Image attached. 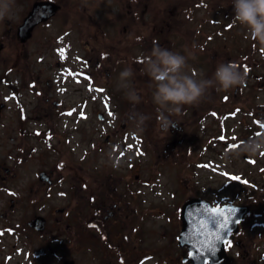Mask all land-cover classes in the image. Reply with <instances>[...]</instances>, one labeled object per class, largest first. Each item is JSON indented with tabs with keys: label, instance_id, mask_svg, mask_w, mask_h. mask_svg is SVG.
<instances>
[{
	"label": "flooded vegetation",
	"instance_id": "flooded-vegetation-1",
	"mask_svg": "<svg viewBox=\"0 0 264 264\" xmlns=\"http://www.w3.org/2000/svg\"><path fill=\"white\" fill-rule=\"evenodd\" d=\"M37 1L7 19L16 51L2 53L0 42V264H264V165L258 179L254 170L264 153L240 151L264 137V48L232 23L231 0H104L105 9L50 0L56 12L22 41L18 28ZM34 41L23 60L17 47ZM154 42L181 54L195 44L192 68L211 77L217 63L232 62L246 82L185 106L172 117L178 127L161 136L149 78L140 75ZM126 67L141 96L135 109L152 117L142 133L126 120L133 105L113 89ZM115 96L120 109L111 106ZM90 114L99 122L80 121ZM33 160L30 189L16 187ZM160 189L184 193L175 199ZM213 208L229 215L227 231L213 226L221 219Z\"/></svg>",
	"mask_w": 264,
	"mask_h": 264
},
{
	"label": "clouds",
	"instance_id": "clouds-1",
	"mask_svg": "<svg viewBox=\"0 0 264 264\" xmlns=\"http://www.w3.org/2000/svg\"><path fill=\"white\" fill-rule=\"evenodd\" d=\"M14 4L15 0H0V22L15 18ZM231 5L232 23L245 29L248 36L264 48V0H231ZM196 48L195 44L192 45V50L185 46V54H181L154 42L150 54L140 61V75L149 78L151 103L156 112L155 131L161 136L178 127L179 121L172 117L180 115L185 106L199 105L206 101L213 90L228 92L246 82L247 72H241L232 62L217 63L211 77L192 68L188 61L196 59ZM133 76L131 67L120 71L116 90L123 91L124 98L133 105V109L126 114L130 127L137 133H142L152 117L135 109V105L141 103V96L132 87ZM240 151L250 156L264 153V137L242 142ZM109 158L112 160V167L120 166V161L115 159L113 153H109Z\"/></svg>",
	"mask_w": 264,
	"mask_h": 264
},
{
	"label": "rangeland",
	"instance_id": "rangeland-1",
	"mask_svg": "<svg viewBox=\"0 0 264 264\" xmlns=\"http://www.w3.org/2000/svg\"><path fill=\"white\" fill-rule=\"evenodd\" d=\"M103 2H104V0H94V4L96 5V9H105V7L103 6V5H105V3L103 4ZM25 5H27V3H26V0H15V4H14V6H13V11L15 12V21L16 20H19L20 19V17H18V16H21L22 15V12L24 11V9L27 7V6H25ZM117 9V5H116V8H115V10ZM114 10V11H115ZM9 25L7 24V19H5L4 21H2V22H0V42L1 41H4L5 43H7L6 44V47L4 48V51L2 52V53H8V52H10L11 50H14V51H16V48H15V45H14V39H10V37H9V39H7L6 37L8 36V32H7V28L6 27H8ZM208 28V27H207ZM208 31H209V28H208ZM10 34V33H9ZM6 38V39H5ZM214 39H213V41H216L217 40V38H215V37H213ZM36 43V41H34V42H32L31 44H28L27 46H21V47H17V49H19V51L20 50H22L21 51V58H23V60L25 59V57L28 55V51L30 50L31 51V49L32 50H34L35 51V49L36 48H34V45L33 44H35ZM35 67V66H34ZM115 74H119V71L118 72H116ZM47 75H48V77H50V78H52L51 76V73L50 72H47ZM117 78H118V76H116V77H113V79H115L116 81H114V85H113V89L114 90H116V83H117ZM53 79V78H52ZM54 81V80H53ZM72 91H73V89H71ZM88 90V89H87ZM86 87H85V90L83 89V87L81 86L80 88H79V91L77 92V93H79L78 95H77V98L78 99H82L83 98V93L85 92L86 93ZM117 91V90H116ZM72 93V95H70V94H66V101H68V103H66L67 105H69V103H71V101H74L76 98H75V94H77L76 92L74 93V92H71ZM117 99H121V98H118V97H113V99L111 100V106H115L116 108H118L119 107V109L122 107V105H121V101L119 100H117ZM91 98H89V101H88V103H86L87 105H93L92 103H91ZM105 101H107L106 99H105ZM103 104V103H102ZM101 104V102H96V105H99V107H101V108H105L104 107V105H102ZM80 116V115H79ZM80 121H83V122H95V123H98L99 122V119L95 116V115H91L90 114V118L88 119V120H82V117H81V120ZM85 149H87V150H89V147H88V145L86 146V147H84ZM238 162H239V166L241 167V166H243L244 165V163L242 162V159L240 158V156H239V154H238ZM86 164V163H85ZM264 165V159H262V160H260V162L256 165V167H255V173H256V178L258 179L259 177H258V174H259V169H260V167H262ZM37 167H38V162L36 161V160H33L32 161V165H31V170H30V172L28 173H26L24 176H22V178H18L16 181H15V186L16 187H19V186H22V189L24 190L25 188L26 189H30V181H31V179L33 180V177H34V174L36 173V170H37ZM28 170V171H29ZM203 174V173H202ZM142 176H143V178L144 179H146V176H148L147 175V173L145 172H142ZM191 176H193L192 175V172H191ZM86 178V177H85ZM87 179V178H86ZM195 179H197L195 176H193V180H195ZM75 181V179L71 176L70 177V182H71V184L73 183ZM63 184H64V186L65 185H67V179H66V177L65 178H63ZM76 184V183H75ZM161 187L162 186H165V185H161V183L159 184ZM159 187V186H158ZM17 189H19V188H17ZM54 190L55 189H57V187H54L53 188ZM161 191H163L162 193H160L159 192V194H163V193H166V194H168V192H172V193H177V195L175 196V199L176 198H180L181 199V196H182V193H184L183 192V189H160ZM192 190V189H191ZM200 190V189H199ZM198 190V191H199ZM179 191L181 192L180 194H179ZM3 196V195H2ZM169 198L171 199L172 198V196H169ZM167 199L166 197H164V198H162V199H160L159 200V206L161 207L162 206V204L163 203H165L167 200H169L170 201V199ZM161 229H162V227H161Z\"/></svg>",
	"mask_w": 264,
	"mask_h": 264
},
{
	"label": "water",
	"instance_id": "water-1",
	"mask_svg": "<svg viewBox=\"0 0 264 264\" xmlns=\"http://www.w3.org/2000/svg\"><path fill=\"white\" fill-rule=\"evenodd\" d=\"M57 9L58 5L53 1L36 2L31 13L25 17L24 22L19 27L18 34L21 40L26 41L31 36L35 25L54 14ZM210 259L213 260V258Z\"/></svg>",
	"mask_w": 264,
	"mask_h": 264
},
{
	"label": "snow or ice",
	"instance_id": "snow-or-ice-1",
	"mask_svg": "<svg viewBox=\"0 0 264 264\" xmlns=\"http://www.w3.org/2000/svg\"><path fill=\"white\" fill-rule=\"evenodd\" d=\"M60 52H61V56H64V49H61ZM69 75H75V74L69 73ZM97 91H101L102 92L103 89H97ZM69 115H71V113H69ZM109 115H111V113H109ZM261 127H264V124H261ZM220 139L223 140L224 137L221 136ZM233 147H237V145H233ZM225 175H227V173H225ZM231 179L238 180L240 178L236 177V176H233V177H231ZM244 183H247V181H244ZM210 211L213 214V217H215V216H220L221 217V219H219V220H216V219L212 220L213 226L216 229H218V230L227 231L229 223H230L229 215L224 214V210H222L220 208H213ZM227 211H228L229 214H234L236 211H238V209H231L230 208ZM235 223H239V221L236 220ZM221 239H222V237L219 234L215 235V240H221ZM222 242L228 247L231 246V241L223 240ZM206 247H207V250L209 252H214L215 251V243L214 242H206Z\"/></svg>",
	"mask_w": 264,
	"mask_h": 264
}]
</instances>
